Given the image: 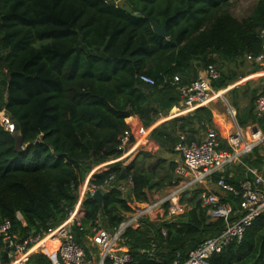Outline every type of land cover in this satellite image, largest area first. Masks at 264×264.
I'll return each mask as SVG.
<instances>
[{
    "label": "trees",
    "instance_id": "trees-1",
    "mask_svg": "<svg viewBox=\"0 0 264 264\" xmlns=\"http://www.w3.org/2000/svg\"><path fill=\"white\" fill-rule=\"evenodd\" d=\"M234 1L0 0V226L10 221L11 235L21 240L59 227L74 211L88 175L124 156L121 138L129 131L128 119L138 117L144 129H150L180 107L181 95L170 83L174 77L190 84L221 61L242 63L258 56L264 0H258L243 19L233 14ZM152 22L166 26L168 36L157 34ZM216 68L220 72L212 82L216 92L239 80L236 71L224 72L223 64L222 70ZM141 76L152 78L155 85L141 82ZM257 98L253 96L244 108L237 99L230 98L229 103L240 128L254 126L264 133V117L255 115ZM3 112L20 125L23 152L16 150L13 128L1 121ZM215 125L212 109L201 107L161 124L150 138L162 153L178 155L183 162L176 152L181 135L201 141ZM222 148L232 152L223 139ZM262 153L261 145L241 158V178L217 174L213 180L224 178L239 187L255 179L250 170L264 177ZM159 154L139 151L126 164L115 163L93 176L94 185H103L112 176L115 180L101 203L90 194L83 201V230L73 229L79 244L85 245L97 221L114 233L133 211L131 201L149 203L150 193L179 184L180 163ZM128 180L133 187L124 195L120 186ZM222 202L233 206L232 222L241 218L240 198L227 193ZM140 223L122 236L132 264L183 263L226 229L224 220H213L200 200L179 216L158 222L143 218ZM0 251L8 262L2 238ZM208 262L264 264V214L243 240ZM51 263L45 251L34 254L28 264Z\"/></svg>",
    "mask_w": 264,
    "mask_h": 264
},
{
    "label": "built area",
    "instance_id": "built-area-1",
    "mask_svg": "<svg viewBox=\"0 0 264 264\" xmlns=\"http://www.w3.org/2000/svg\"><path fill=\"white\" fill-rule=\"evenodd\" d=\"M262 52L256 57H248L255 64L262 68L259 73L264 78V29L261 32ZM220 78V72L215 66H210L205 79H198L190 84H183L181 77L176 76L171 80L184 104L196 110L207 106L216 95L212 82ZM140 81L153 86L155 81L148 76H141ZM255 115L258 118L264 117V92L261 93L255 103ZM128 122V121H127ZM236 124L238 125L237 121ZM129 131L121 138V149L126 153L128 147L133 144L132 137L135 135L136 126L128 122ZM242 128L238 125V134L226 137L228 146L232 152L222 148L220 129L215 126L208 128L203 140L189 141L185 135H181L180 142L176 146V152L183 157V162L177 167L176 174L181 178L179 184L171 188V192L163 197H157L156 201H149L141 209V203L131 201L129 204L132 212L127 215L126 220L114 232H109L97 221L90 235H87L85 245L76 241L74 227H81L84 217L82 207L83 201L90 194L98 191L105 193L113 188L115 176H112L103 185L91 184L94 176V169L87 177L85 183L79 188V199L70 218L59 227L49 233L38 236H31L21 240L11 235L12 224L6 221L0 226V238L6 244L8 262H4V256L0 251V264H28L34 254L47 251L49 244H57V261L52 257L51 264H132L134 258L130 251L122 246V236L127 229H136L140 226L141 219L148 218L151 221H161L179 216L184 213L182 198L185 191L193 187V184H204L212 181L214 176L220 174L226 165L240 160L243 156L251 154L253 150L264 143V133L257 128L250 127L251 135H244ZM136 144L131 148L130 153L136 149ZM124 153V155H126ZM122 158V157H121ZM255 176L254 180L243 181L239 187L228 184L224 178L217 183V187L225 193H230L240 198L241 218L235 222L231 221L235 215L234 208L230 203L222 202V199L215 193L207 190L200 195V201L209 209V215L213 220H224L226 229L218 236L208 239L201 247L190 253L189 258L183 262L174 264H209V259L222 253L233 243L243 240L248 228L254 221L264 214V177L257 170H250ZM188 179H192L188 183ZM184 180V181H183ZM132 180L120 186L124 195L131 192ZM21 217V215H18ZM23 221V220H21ZM83 230V229H82ZM89 249L87 253L86 248ZM13 248V249H11Z\"/></svg>",
    "mask_w": 264,
    "mask_h": 264
},
{
    "label": "rangeland",
    "instance_id": "rangeland-1",
    "mask_svg": "<svg viewBox=\"0 0 264 264\" xmlns=\"http://www.w3.org/2000/svg\"><path fill=\"white\" fill-rule=\"evenodd\" d=\"M257 1L258 0H235L233 5H232L231 10L236 17H238L239 19H243L252 13L254 6H255ZM221 64H223L224 72L230 73L231 72L230 70L236 71V73L239 76V80L227 88V89L230 88V90L227 93H223V94L220 93V95H218L219 93L216 92L215 90H214L215 93H213V95L217 94V96H219L215 101H220V104H219V106L221 108L220 111L226 114V119L224 120L225 123H223V126H217V127L220 129L222 136L229 137V136H235L238 134V125L236 124V119H235V115H236L235 112L236 111L230 108V107H232L229 103L230 98H232V100L237 99V100L241 101L242 106L244 108L245 106L250 104L253 96L257 97V95L261 92L264 79L254 77V78H251L247 81L245 80L248 77H250L251 75L254 76V75H256V73H259L262 70L261 67L257 66L259 68L257 71L256 64L252 60H250L249 58H246L242 63H240L239 61L237 63L221 61V62H219V65H216V67H218L222 70ZM1 73L2 72H0V74ZM239 88H240V90L238 92H235L232 94V90L239 89ZM210 106H211V104H210ZM225 107H226V109H225ZM10 120H11V117L9 115H7L5 112H3L1 115V121L5 122L6 125L8 126V128L12 129L14 127V124H12L10 122ZM243 133H244V135L245 134L251 135V134H249L250 133L249 128L244 129ZM134 136H136L137 139L140 140V138L138 136V131L135 132ZM134 136H133V140L136 139ZM224 140L227 143L226 139H224ZM144 143H145V141H144ZM134 145L135 144L133 143L128 147V149L125 153L126 155H124L122 158L115 160V161H112V162H108V163L103 164V165H100V167H104V166H108V165L111 166L115 163L126 164L133 157H135V155H134L135 152L138 149H140V148H138L137 150L135 149L136 150L135 152L128 154L130 152L131 148L134 147ZM262 147L264 148V145ZM162 156H164V153H163V155H159V157H162ZM178 158H180V156ZM201 191L202 190L200 188H198L197 190H194V191L190 192L189 194H186L183 202L185 204H190V203L192 204L194 201L198 202L200 200V192ZM159 195L160 194L157 192L150 193V201H152V202L156 201V199H157V197H159ZM146 204L147 203H145V204L141 203V206L135 207V208L137 210L141 209ZM47 251L49 253V256H53V257L56 256L57 244H49Z\"/></svg>",
    "mask_w": 264,
    "mask_h": 264
},
{
    "label": "crops",
    "instance_id": "crops-1",
    "mask_svg": "<svg viewBox=\"0 0 264 264\" xmlns=\"http://www.w3.org/2000/svg\"><path fill=\"white\" fill-rule=\"evenodd\" d=\"M256 66H258L257 64H256ZM260 73V72H259ZM259 73H256V75H254V76H250V77H248L247 79H245L246 81L247 80H249V79H251V78H254V77H258V78H261L260 76H259ZM206 75H207V73H205L204 71H201V73H200V79H205L206 78ZM264 79V78H263ZM244 80V81H245ZM230 90V88L229 89H226V90H224V91H220V92H218L219 94L218 95H220V93H227L228 91ZM264 92V82H263V84H262V90H261V92L258 94V96L261 94V93H263ZM219 96H217V97H214L213 99H212V101L210 102V104H211V106H210V104H208L207 106H205V107H212L211 109H212V111H213V114H214V120H215V122H216V125L217 126H223V123H225V119H226V114L225 113H223V112H221L220 110H221V108H220V106H219V104H220V101H215L217 98H218ZM231 109H233L232 107H230ZM225 109H226V107H225ZM234 110V109H233ZM193 111H195V110H192L191 108H188L185 104H184V102L182 101L181 102V105H180V107L179 108H176V109H174L173 110V112H171V114H170V116H168V117H165V118H162L161 120H159L153 127H151L150 129H144V126H143V124H142V122H141V120L138 118V117H131L130 119H128V122H130V123H134V125L137 127L136 128V130H135V132H137L138 131V136H139V138H140V140L139 139H137V137L136 136H134L136 139H135V142H134V144H136L137 146H136V150L138 149V148H140V149H138L137 151L136 150H134L133 152H135V154L134 155H136L139 151H145V152H149V153H151L152 155H155V154H159L160 152V154L159 155H163V153H162V151H161V149H160V146L155 142V141H153V140H151L150 139V134H151V132L155 129V128H157L158 126H160L161 124H163V123H165V122H167V121H169V120H171V119H173V118H176V117H180V116H184V115H187V114H189V113H191V112H193ZM236 113V112H235ZM234 116V115H233ZM235 119H236V115H235ZM250 127H252V128H256V127H254V126H250ZM250 127H248V128H250ZM205 136H206V132L205 133H203L202 135H201V140H203L204 138H205ZM224 139H226V136H223V140ZM144 141H145V143H144ZM144 143V144H143ZM264 144H262V146H263ZM229 147V146H228ZM132 152V153H133ZM262 155L264 156V153H262ZM171 157L176 161V162H178V163H180V164H182L181 162H182V160H181V158H178L179 156L177 155V156H169L168 154H165L164 153V156H162V158H165V159H169V160H171ZM241 160V159H240ZM240 160H238V161H235V162H233L232 164H229V165H226L225 167H224V169L220 172V174H223V175H228L230 178H237V177H242V172L240 171V168H239V163L241 162ZM236 163H238V164H236ZM109 168H110V165H108V166H104V167H101V168H97L95 171H94V175L95 174H98V173H101V172H104V171H107V170H109ZM249 170H250V168H247V172H249ZM256 170V169H255ZM246 177H247V175H246ZM184 181V180H183ZM190 181H192V179H188V183L190 182ZM193 187H190V188H188L186 191H185V193L183 194V198H182V205L184 206V210H185V212L186 211H188V210H190L191 208H192V206H193V204H194V202L191 204H185L183 201H184V197H185V195L186 194H189L190 192H192V191H194V190H197L198 188H200L202 191L201 192H205V191H207V190H209V191H211V192H213V193H215L216 195H218L221 199H223V198H225L226 196H227V193H225L223 190H221V189H219L218 187H217V183L214 181V180H212V181H208V182H206V183H204V184H193L192 185ZM169 192H171V188H168V189H165V190H162V191H159V192H157V193H159L160 195V197H163V196H165V195H167ZM19 219L20 220H22L23 218H22V216L21 217H19ZM140 227V226H139ZM138 227V228H139ZM52 257V259L54 260V261H57V258L54 256H51Z\"/></svg>",
    "mask_w": 264,
    "mask_h": 264
},
{
    "label": "water",
    "instance_id": "water-1",
    "mask_svg": "<svg viewBox=\"0 0 264 264\" xmlns=\"http://www.w3.org/2000/svg\"><path fill=\"white\" fill-rule=\"evenodd\" d=\"M116 1H121V0H116ZM124 10L126 12L130 13V14L133 13L132 9L129 6H125ZM134 16L137 17V18H142L143 17L141 14H134ZM152 24H153L154 29H155L157 34L162 35V36H168V32H167L166 26L161 28L160 26H158L154 22H152ZM10 122L12 124H14V127H13V138H14L15 143H16V150L18 152H23L25 150V148H24V138H23L22 133H21L20 125L17 124L16 120L13 119V118L10 120ZM124 178H125V173L123 174L121 179H124ZM93 196H94V198L96 200H98L101 203L103 197L105 196V192L104 191H98ZM11 249H13V248H11Z\"/></svg>",
    "mask_w": 264,
    "mask_h": 264
}]
</instances>
